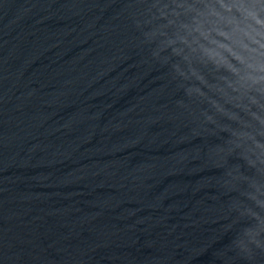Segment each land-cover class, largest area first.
<instances>
[{
    "label": "water",
    "instance_id": "water-1",
    "mask_svg": "<svg viewBox=\"0 0 264 264\" xmlns=\"http://www.w3.org/2000/svg\"><path fill=\"white\" fill-rule=\"evenodd\" d=\"M151 2L0 0V264H264V98Z\"/></svg>",
    "mask_w": 264,
    "mask_h": 264
},
{
    "label": "clouds",
    "instance_id": "clouds-1",
    "mask_svg": "<svg viewBox=\"0 0 264 264\" xmlns=\"http://www.w3.org/2000/svg\"><path fill=\"white\" fill-rule=\"evenodd\" d=\"M133 20L151 59L173 64L177 75L175 58L213 49L234 61L228 71L241 89L264 98V0H152Z\"/></svg>",
    "mask_w": 264,
    "mask_h": 264
}]
</instances>
